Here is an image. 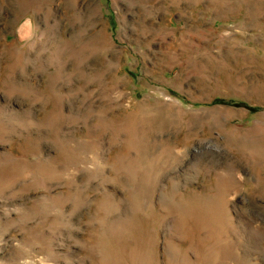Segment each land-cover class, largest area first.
<instances>
[{
    "label": "rangeland",
    "instance_id": "obj_1",
    "mask_svg": "<svg viewBox=\"0 0 264 264\" xmlns=\"http://www.w3.org/2000/svg\"><path fill=\"white\" fill-rule=\"evenodd\" d=\"M0 264H264V0H0Z\"/></svg>",
    "mask_w": 264,
    "mask_h": 264
}]
</instances>
